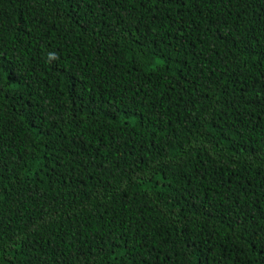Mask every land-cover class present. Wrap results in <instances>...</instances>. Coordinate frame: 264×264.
I'll return each instance as SVG.
<instances>
[{
  "label": "trees",
  "instance_id": "1",
  "mask_svg": "<svg viewBox=\"0 0 264 264\" xmlns=\"http://www.w3.org/2000/svg\"><path fill=\"white\" fill-rule=\"evenodd\" d=\"M0 264H264V0H0Z\"/></svg>",
  "mask_w": 264,
  "mask_h": 264
}]
</instances>
